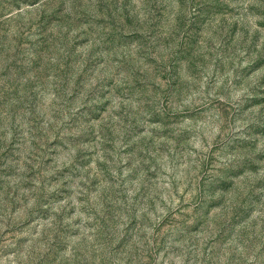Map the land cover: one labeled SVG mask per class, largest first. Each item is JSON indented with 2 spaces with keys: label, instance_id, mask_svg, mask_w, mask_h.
<instances>
[{
  "label": "rangeland",
  "instance_id": "1",
  "mask_svg": "<svg viewBox=\"0 0 264 264\" xmlns=\"http://www.w3.org/2000/svg\"><path fill=\"white\" fill-rule=\"evenodd\" d=\"M0 264H264V0H0Z\"/></svg>",
  "mask_w": 264,
  "mask_h": 264
}]
</instances>
